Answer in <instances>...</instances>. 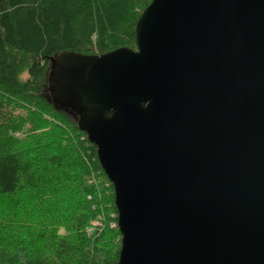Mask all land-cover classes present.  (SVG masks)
<instances>
[{
	"label": "water",
	"instance_id": "95a60500",
	"mask_svg": "<svg viewBox=\"0 0 264 264\" xmlns=\"http://www.w3.org/2000/svg\"><path fill=\"white\" fill-rule=\"evenodd\" d=\"M48 93L114 186L118 264H264V0H153Z\"/></svg>",
	"mask_w": 264,
	"mask_h": 264
},
{
	"label": "trees",
	"instance_id": "16d2710c",
	"mask_svg": "<svg viewBox=\"0 0 264 264\" xmlns=\"http://www.w3.org/2000/svg\"><path fill=\"white\" fill-rule=\"evenodd\" d=\"M152 1L0 0V264H118L114 186L48 77L64 52L136 49Z\"/></svg>",
	"mask_w": 264,
	"mask_h": 264
},
{
	"label": "built area",
	"instance_id": "2783aa9c",
	"mask_svg": "<svg viewBox=\"0 0 264 264\" xmlns=\"http://www.w3.org/2000/svg\"><path fill=\"white\" fill-rule=\"evenodd\" d=\"M98 224V223H97ZM92 231H93V229L92 228H89L88 230H87V232L89 233V234H91L92 233Z\"/></svg>",
	"mask_w": 264,
	"mask_h": 264
},
{
	"label": "rangeland",
	"instance_id": "374dc122",
	"mask_svg": "<svg viewBox=\"0 0 264 264\" xmlns=\"http://www.w3.org/2000/svg\"><path fill=\"white\" fill-rule=\"evenodd\" d=\"M19 136V134H17ZM97 224V223H96Z\"/></svg>",
	"mask_w": 264,
	"mask_h": 264
}]
</instances>
